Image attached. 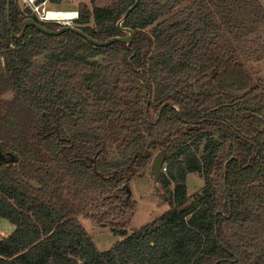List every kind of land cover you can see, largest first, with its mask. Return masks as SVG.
Listing matches in <instances>:
<instances>
[{"label": "trees", "instance_id": "obj_1", "mask_svg": "<svg viewBox=\"0 0 264 264\" xmlns=\"http://www.w3.org/2000/svg\"><path fill=\"white\" fill-rule=\"evenodd\" d=\"M135 1L90 0L74 19L99 40L128 35L122 21L127 47L21 35L30 17L63 25L12 0L11 29L0 0V220L15 226L0 264H264V79L225 36L250 34V0H140L124 19ZM161 152L169 209L129 232L131 162ZM81 216L121 239L100 251Z\"/></svg>", "mask_w": 264, "mask_h": 264}, {"label": "rangeland", "instance_id": "obj_2", "mask_svg": "<svg viewBox=\"0 0 264 264\" xmlns=\"http://www.w3.org/2000/svg\"><path fill=\"white\" fill-rule=\"evenodd\" d=\"M62 2L59 4H52L48 0H45L38 3H44L45 9L48 11L52 9L77 11L80 5L84 4H88L91 7L90 0H62ZM254 3V0H250L244 3V7L241 8L243 13L242 15L245 17L244 20L246 22V29H251L250 34H248L246 38H237L230 33H225V36L228 43L237 49L240 58L245 60L246 64L255 73V75L260 74L264 79V24H257L259 10H257ZM19 4L22 8H31L32 12L40 18V14L29 5L27 0H19ZM41 11L43 13L42 9ZM74 19L69 20L70 24L78 26ZM46 21L60 22L63 25L65 20L49 19ZM91 24H93V21H91ZM40 59H43V57ZM100 59L102 58L100 57ZM179 131H177V133ZM156 156L157 153L154 158ZM154 158L147 166H143L139 170L136 168V172L129 180L130 187L133 192V199L137 203V209L132 220V226L128 229L129 232H131V228H139L169 209L168 203L160 197L158 192V179L155 178L152 170ZM204 184V179L198 173H191L187 177L188 193L190 195L200 191ZM80 220L92 236L100 251L111 248L118 240L121 239L119 235H116L111 230L110 226L97 224L91 219L83 216L80 217ZM14 227V224L6 218H1L0 237L9 234Z\"/></svg>", "mask_w": 264, "mask_h": 264}, {"label": "water", "instance_id": "obj_3", "mask_svg": "<svg viewBox=\"0 0 264 264\" xmlns=\"http://www.w3.org/2000/svg\"><path fill=\"white\" fill-rule=\"evenodd\" d=\"M139 1L140 0H136L135 3L128 8V10L126 11V13L124 15V19L128 17L130 12L138 5ZM11 4H12V0H8V5H7L8 22H9L10 28L13 29L12 28V22H11V7H12ZM30 25H35L43 33L51 34V35H59V34H61L64 31L71 30V31H74V32L82 35L84 38H86L87 40H89L90 42H92L93 44L98 45V46H106V45H109V44H111L113 42H116V41H123V42L127 43V47H130V45H131V43L133 41V38H134V34H135L133 29H131V28H123L122 27V21H120L118 23V27L121 30L125 29V30L129 31L128 35H125V36L117 35V36L111 37V38L106 39V40H99V39H97L95 37H92L88 33H86L83 29H81V28H79L77 26L71 25L70 21L64 22L63 26L58 28V29L51 30V29H48L47 27H45L40 22H37L34 18L30 17V18H28L25 21L24 29H23V32H22L21 35H23V33L26 30V28L28 26H30ZM12 32L14 34L13 30H12ZM14 35H16L17 37H21V35H17V34H14ZM148 154L149 153H147V155ZM138 155H139V153H136L134 158H133V160H132V162H131L132 172L128 176L127 181H129L130 178L133 176V174L136 172V167L134 166V163H135V160H136ZM165 160H166V153L165 152H161V153L157 154V156L154 158L153 165H152V170H153V173H154L156 179H159L160 176H161L162 168H163V165L165 163ZM134 229H136V228L133 227L132 230H134Z\"/></svg>", "mask_w": 264, "mask_h": 264}, {"label": "bare ground", "instance_id": "obj_4", "mask_svg": "<svg viewBox=\"0 0 264 264\" xmlns=\"http://www.w3.org/2000/svg\"><path fill=\"white\" fill-rule=\"evenodd\" d=\"M48 19H60L68 22L70 19L78 16L75 10H49L47 13Z\"/></svg>", "mask_w": 264, "mask_h": 264}, {"label": "built area", "instance_id": "obj_5", "mask_svg": "<svg viewBox=\"0 0 264 264\" xmlns=\"http://www.w3.org/2000/svg\"><path fill=\"white\" fill-rule=\"evenodd\" d=\"M27 2H29V5L31 6V7H33V9L36 11V12H38L39 14H40V18L42 19V20H49L48 18H47V12H48V10H46L45 9V7H44V3H38V0H27ZM41 9L43 10V13H42V11H41ZM76 18V17H75ZM72 19H74V18H72ZM162 170L164 171V170H166V166H165V163H164V165H163V168H162Z\"/></svg>", "mask_w": 264, "mask_h": 264}, {"label": "crops", "instance_id": "obj_6", "mask_svg": "<svg viewBox=\"0 0 264 264\" xmlns=\"http://www.w3.org/2000/svg\"><path fill=\"white\" fill-rule=\"evenodd\" d=\"M62 4H63V2H62ZM52 10H57V9H52ZM60 10H65V9H60Z\"/></svg>", "mask_w": 264, "mask_h": 264}]
</instances>
